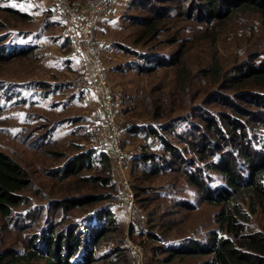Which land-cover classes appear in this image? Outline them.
Returning a JSON list of instances; mask_svg holds the SVG:
<instances>
[{
	"label": "rangeland",
	"instance_id": "rangeland-1",
	"mask_svg": "<svg viewBox=\"0 0 264 264\" xmlns=\"http://www.w3.org/2000/svg\"><path fill=\"white\" fill-rule=\"evenodd\" d=\"M69 1L82 5L86 0ZM171 2L138 0V7L126 13L129 0H115L96 24V36L107 42L102 54L106 81L120 95L116 121L121 128L119 146L125 154L120 165L111 148L93 150L88 114L99 96L89 90H75V82L87 71V65L78 45L62 36V26L51 16L47 0H0V46L31 49L29 57L0 64V150L26 170L31 179L29 188L22 193L23 203L10 217L0 220V252L24 254L32 245L42 250L45 244L41 237L54 227L56 234L75 226L72 229L77 227L78 235L88 240L107 220V214L100 217L97 213L104 208L110 212L113 223L95 247L89 264L206 261L204 256L182 254L174 258L162 253L168 247L185 250L188 240L205 243L208 232L217 228V207L204 202L197 186L183 173L185 168L194 172L198 164L202 166L211 160L209 157L205 163L197 162L198 140L190 117L196 119L195 114L205 108L216 113L213 110L221 108L216 104L220 92L233 94L222 89L226 82H213L212 77L202 74L214 55L222 64L223 77L233 76L238 65L256 66L264 61V26L257 13L247 12L229 16L222 28L206 29L213 21L198 23L182 15L167 17L169 10H187L186 7L179 10ZM9 9L27 14L28 19L13 18ZM154 12L163 18L162 31L154 39L141 40L134 46L133 40L142 28L139 20ZM129 16L138 21L126 20L130 25L122 22ZM172 35H177V40L168 45ZM117 43L130 46L137 53L159 55L165 61L183 45V65L160 66L143 72L138 66L146 65L145 58L127 56ZM245 92L249 91L241 94ZM130 128L137 130L131 132ZM153 129L166 138L182 159L163 151L161 142L148 136ZM254 134L255 143L264 137V130ZM143 148L155 156L154 163L139 164V156L146 152ZM91 151L95 157L103 152L109 156L110 189L98 184L100 178L107 177L99 163L72 177L57 175L64 160L81 154L88 156L85 152ZM133 160L137 161L135 168ZM202 177L212 187L224 184L214 172L208 171ZM87 194L109 198L81 210L61 212L62 209L51 205ZM129 194L132 204L127 210L124 198ZM260 225L259 217H254L251 229ZM149 233L156 239L148 240ZM82 253L83 249L71 264H79ZM43 258L35 264H46Z\"/></svg>",
	"mask_w": 264,
	"mask_h": 264
},
{
	"label": "trees",
	"instance_id": "trees-1",
	"mask_svg": "<svg viewBox=\"0 0 264 264\" xmlns=\"http://www.w3.org/2000/svg\"><path fill=\"white\" fill-rule=\"evenodd\" d=\"M137 1L129 0L126 13L138 7ZM171 4L178 6L179 10L183 7H186L187 10L186 12L169 10L167 17L177 18L182 15L185 19L192 20L194 18L198 23L213 21L212 25L206 29L222 28L229 16L247 12L257 13L264 26V0H172ZM140 7L144 8V6ZM197 10L199 12H196ZM7 11L17 20L26 21L28 19L27 14L22 12L11 9ZM121 20L129 23L127 25L138 21L131 16ZM126 20H130L131 23ZM139 21L142 28L138 37L133 40L134 46L139 45L141 40L154 39L163 27L160 26L163 18L157 12L149 13L146 18H141ZM176 37L177 35H172L168 39V45L175 43ZM117 45L127 56L145 58L143 60L146 65L139 64L138 66L139 70L143 72L160 66L179 64L181 67L183 65L185 54L181 48L183 45L171 57H166V61L156 54L137 53L130 50V46L127 47L125 44L117 43ZM30 51V47L11 50L2 45L0 46V64H6L18 57H29ZM145 56H152L153 60L146 59ZM240 66L234 68L233 76L223 77L222 64L217 56H213L210 66L202 71L203 76L212 77L213 82H226L222 89L233 91V94L230 96L228 91L226 92L228 94L220 92L216 104L221 108L213 110L217 111L216 113L208 112L205 108L201 113L195 114L196 119L190 117L198 140L197 162L205 163L209 157L211 160L210 163L206 162L202 166L198 164L193 170L194 172L186 171L187 168H185L183 173L191 184L197 186L203 201L217 207L215 214L217 228L208 232L205 243L188 240L185 250L173 247L161 248L164 249L162 253H166L168 257L176 258L182 254L195 258L206 257V261L201 264H264V137L260 141H256V144L252 141L257 130H264V61L256 66L253 64ZM41 87L44 88V85ZM249 88L250 90H248ZM242 91L249 92L241 94ZM129 130L133 132L137 129L130 128ZM148 136L161 142L163 151H168L172 156L182 159L177 154V150L157 130H150ZM143 149L146 152L139 156V164L148 161L154 163L155 156L147 154L149 149ZM85 153H88V156L81 154L64 160L62 167L57 168V175L72 177L90 168L92 164L99 163L107 177L100 178L98 184L107 186L111 171L109 156L103 154L104 152H101L99 157L93 156V151ZM135 165H137V161L133 160L132 167L135 168ZM208 171L218 174L224 184L220 187L206 184L205 179L207 178L204 179L202 175ZM80 179L83 178L80 177ZM30 183L31 179L27 171L0 150V220L10 217L13 210L23 203L22 193L29 188ZM108 189L110 188L108 187ZM108 198L109 196L99 197L96 194H87L78 198L54 201L51 205L54 208L62 209L61 212H64L63 210H81L95 206ZM97 213L100 214V217L102 214H107L108 218L103 222L104 224H100V230L88 240L82 235H78L80 232L78 233L77 227V231L72 229L75 226L56 234H54L56 232L54 227L49 230L46 236L41 237L45 244L42 250L35 245L30 246L24 254L4 250L0 252V264H35L42 257L47 261L46 264H71L81 249L84 250V253L79 256L81 259L79 264H89L91 255H95V247L109 231L107 227L110 228L113 223L108 209L102 208ZM254 217H259L261 225L252 230L251 222ZM147 238L148 240L156 239L150 233Z\"/></svg>",
	"mask_w": 264,
	"mask_h": 264
},
{
	"label": "built area",
	"instance_id": "built-area-1",
	"mask_svg": "<svg viewBox=\"0 0 264 264\" xmlns=\"http://www.w3.org/2000/svg\"><path fill=\"white\" fill-rule=\"evenodd\" d=\"M48 1L51 16L62 26V36L78 45L87 65V71L75 82V90H89L99 96L97 102L94 100V109L88 114L92 144L97 149L111 148L117 157V164L122 165L125 154L119 146L121 128L116 121V113L120 110V95L108 85L103 69L102 54L107 42L95 34L100 16L115 0H86L82 5H74L69 0ZM124 200L129 210L131 194Z\"/></svg>",
	"mask_w": 264,
	"mask_h": 264
},
{
	"label": "crops",
	"instance_id": "crops-1",
	"mask_svg": "<svg viewBox=\"0 0 264 264\" xmlns=\"http://www.w3.org/2000/svg\"><path fill=\"white\" fill-rule=\"evenodd\" d=\"M47 3L49 4L50 2L47 0ZM106 13V12H105ZM92 100H94V98H91V102H92Z\"/></svg>",
	"mask_w": 264,
	"mask_h": 264
}]
</instances>
